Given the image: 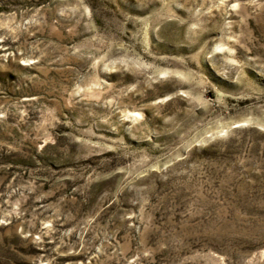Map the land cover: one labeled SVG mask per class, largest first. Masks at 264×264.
<instances>
[{
	"label": "rangeland",
	"instance_id": "obj_1",
	"mask_svg": "<svg viewBox=\"0 0 264 264\" xmlns=\"http://www.w3.org/2000/svg\"><path fill=\"white\" fill-rule=\"evenodd\" d=\"M0 264H264V0H0Z\"/></svg>",
	"mask_w": 264,
	"mask_h": 264
}]
</instances>
